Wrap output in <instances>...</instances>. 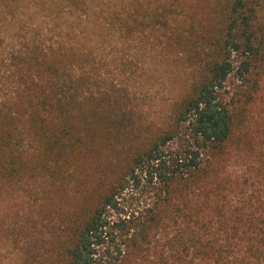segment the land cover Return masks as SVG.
<instances>
[{
  "label": "trees",
  "instance_id": "trees-1",
  "mask_svg": "<svg viewBox=\"0 0 264 264\" xmlns=\"http://www.w3.org/2000/svg\"><path fill=\"white\" fill-rule=\"evenodd\" d=\"M149 53L184 65L189 88L146 135L131 81ZM1 74L0 181L70 204L42 263L264 264V195L230 204L223 175L254 144L264 0H0ZM143 184L150 200L130 209Z\"/></svg>",
  "mask_w": 264,
  "mask_h": 264
},
{
  "label": "rangeland",
  "instance_id": "rangeland-1",
  "mask_svg": "<svg viewBox=\"0 0 264 264\" xmlns=\"http://www.w3.org/2000/svg\"><path fill=\"white\" fill-rule=\"evenodd\" d=\"M109 49L107 54L112 53ZM171 54V57L175 56ZM152 55L142 57L137 79L131 81L135 90L131 106L139 130L146 135L168 124L174 105L189 88V75L184 65L160 63ZM143 68L146 72L141 76ZM118 71L114 70V73ZM1 80L8 87L14 83L7 74H1ZM237 83L234 76L230 77L227 90ZM252 113L245 142L253 141V146L242 143L241 148H235L224 168L223 175L228 176L232 183L229 191L224 192V199L229 203H235L242 197L264 195V179L259 171V167L264 166V93ZM147 190L143 184L140 189L130 192L131 198L127 201L130 209L142 208L150 200ZM246 206L251 207L250 204ZM69 209L68 201L61 198V192L53 191L49 183L38 181L31 182L27 188L22 185L13 188L0 181V264H44L43 257L49 255L66 231Z\"/></svg>",
  "mask_w": 264,
  "mask_h": 264
}]
</instances>
